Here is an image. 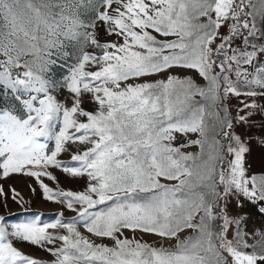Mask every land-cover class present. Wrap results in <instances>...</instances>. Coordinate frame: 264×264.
<instances>
[{
  "label": "snow or ice",
  "instance_id": "obj_1",
  "mask_svg": "<svg viewBox=\"0 0 264 264\" xmlns=\"http://www.w3.org/2000/svg\"><path fill=\"white\" fill-rule=\"evenodd\" d=\"M261 100L264 0H0V180L62 209L0 216V264H264Z\"/></svg>",
  "mask_w": 264,
  "mask_h": 264
},
{
  "label": "rangeland",
  "instance_id": "obj_2",
  "mask_svg": "<svg viewBox=\"0 0 264 264\" xmlns=\"http://www.w3.org/2000/svg\"><path fill=\"white\" fill-rule=\"evenodd\" d=\"M101 36L103 37V31L101 29ZM104 39H115V37H104ZM55 72V78H59L63 75L64 70L60 68L53 69ZM163 77L157 76L152 79H161ZM67 96V93L64 92L58 99L63 100ZM233 107H235L236 101L233 100ZM260 103H264V100H261ZM84 108L91 110L94 105L91 103H85L83 105ZM257 123H259V118L257 117ZM241 132L244 130L241 129ZM255 131V130H254ZM52 147V144L49 145ZM68 151L62 152L58 159L62 162H70L71 156L76 154L78 148L80 147L78 143H69L67 145ZM189 152L196 153L199 151L198 147H192L187 149ZM73 164L75 162H72ZM53 175L56 176L58 180V184L56 181L49 180L48 178H44V183L48 184L54 191L58 189L64 190H72V191H80L83 190L85 185V180H70L66 177V175L62 172V170L50 169ZM0 184H2L5 188V191L8 190L9 187L15 188L23 198L22 204L14 203L11 198L7 199V203L5 205L4 200L0 199V216H5L14 222H22L30 218L31 216L39 213L41 215V221H49L52 222L55 218V214L61 212L62 209L60 205L55 202H50L42 198L41 190L37 187L36 181L32 178L25 177L22 175H13L11 178L7 180H0ZM29 185L32 188H35L36 191L33 193ZM245 211L250 214V219L247 221V230L253 231L255 228H261L264 231V217H260L252 208L247 207ZM75 213L70 211H64L65 219H70ZM53 231V230H50ZM81 232H84L83 228H80ZM190 234V231H186L181 234V238ZM87 235V233H85ZM129 235H131L129 233ZM145 240L154 241L156 237L144 236ZM166 244H174L175 241H166ZM249 243H252V240H249ZM15 247H17L20 251L25 253L26 255L39 259L41 261L47 262L52 259V257L44 250L39 247L32 246L28 243H20L15 242Z\"/></svg>",
  "mask_w": 264,
  "mask_h": 264
}]
</instances>
